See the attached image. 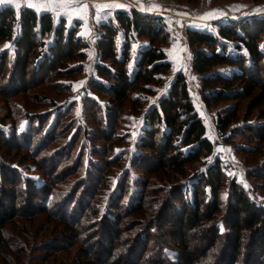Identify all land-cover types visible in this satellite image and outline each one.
<instances>
[{"label":"trees","instance_id":"obj_1","mask_svg":"<svg viewBox=\"0 0 264 264\" xmlns=\"http://www.w3.org/2000/svg\"><path fill=\"white\" fill-rule=\"evenodd\" d=\"M114 19L99 27L95 76L87 84L94 99H83L86 122L95 127L72 123L73 135L65 137L67 126L61 122L71 106L49 121L46 114L23 113L10 102L51 78L70 76L75 68L68 63L84 59L88 45L64 21L56 26L50 13L0 6V47L7 44L0 51V100L7 111L0 120V229L13 218L39 213L62 219L69 223L66 246H83L75 264H264V205L236 180L228 181L217 158L204 171H192L214 148L184 74L176 73L168 92L143 115L136 151L127 160L141 178L130 187L125 169L106 196L99 191L111 166H122V156L113 149L129 143L128 136L118 134L124 105H139L134 92L153 94L151 87L161 85L160 76L171 68L160 47L168 38L161 18L117 11ZM262 22L186 31L192 71L201 79V102L207 109L251 98V114L264 101ZM140 39L146 46L133 56L132 46ZM219 66L234 72L229 77L213 74ZM97 97L106 100V107ZM237 120L233 111L218 116L217 131L226 134ZM22 121L27 122L24 129ZM243 132L246 139L264 142V124L245 126L237 134ZM254 149L244 148L258 156L245 177L264 195V148ZM20 155L17 166L31 163L43 182L39 187L13 165ZM21 253L0 237V264H12Z\"/></svg>","mask_w":264,"mask_h":264},{"label":"rangeland","instance_id":"obj_2","mask_svg":"<svg viewBox=\"0 0 264 264\" xmlns=\"http://www.w3.org/2000/svg\"><path fill=\"white\" fill-rule=\"evenodd\" d=\"M4 5L13 7L16 12L27 7L38 14L50 13L56 26L60 21H64L65 28L75 29V35L82 38L88 45L84 50V59L68 63L69 69L75 68L70 76L61 79L51 78L42 86L31 88L29 91L13 97L10 102L13 107L23 113L46 114L49 121L53 120L55 113L62 112L68 105L71 106L70 115L61 122V126H67L65 137L73 135L72 123L89 126V130H93L95 127L93 123L86 122L83 99L87 96L94 99L88 93L87 84L95 76L94 65L97 49L94 46L101 35L99 27L109 21L115 23L114 14L117 11H126L127 13L134 11L141 15L157 16L163 20L168 38L166 44L160 47L165 53V60L171 63V68L165 76H160L161 85L151 87V90L154 91L153 94L134 92L132 98L139 101V105L136 107L130 103L124 105L118 134L128 136L129 143L126 147L113 149L115 156H122L123 162L122 166H111L105 174V187L99 190L102 195L119 183L125 169L129 172L130 183L132 182L130 187L133 188L135 181L141 178L138 173L129 168L127 160H130L136 151L134 143L140 136L143 115L154 107L159 97L168 92V86L175 77L174 75L181 73L186 77L192 105L205 126L206 137L214 148L212 156L201 159L200 163L193 166L192 171H204L206 166L211 164L214 158H217L223 163V172L227 180H236L257 203L264 205V195L260 191H255L252 181L245 177L247 169L255 164L251 162L252 158L258 156L244 152V148H255L254 151H258V148H264V142L246 139L245 132H243L244 135L237 134V132H242L245 126L257 127L264 124V117H262L264 101L251 114L248 110L251 98H242L236 102H227V104L207 109L201 102V79L192 71V51L187 45L186 36L187 30L210 31L211 29L215 32L218 26L237 24L243 21L262 22L264 20V0H0V6ZM258 26H261V23ZM119 36H123V33L120 32ZM259 44L260 46L264 45V34L261 36ZM6 46L7 44L1 45L0 51ZM145 46V40H138L137 45L132 46L133 56ZM261 49L264 53V48L261 47ZM229 52L233 54L232 47ZM233 70L227 66H219L215 67L212 72L229 77L234 72ZM97 98L100 100L99 105L106 107V100ZM5 108L0 100V120L7 115ZM53 110L54 113L51 116ZM232 111L236 113L237 122L230 125L226 134L219 133L217 117H223ZM245 117L249 119L245 120ZM9 123L10 120H7L5 128L8 129ZM26 125L27 122H21L22 129ZM90 144L92 145V143ZM96 145L99 144L96 143ZM73 153L76 155L75 150ZM21 155L16 159L21 158ZM18 161L21 160H16L13 163L15 168L26 178L33 180L37 187L42 185L43 182L38 178L39 172L30 165L31 163L25 162L17 166ZM223 195L227 194L223 193ZM51 204L50 202L48 205ZM49 215V213L48 215L39 213L31 217H16L13 218V222L5 224L4 228L0 229V237L9 247L13 245V247L22 249L19 260L12 258V264H75L78 261L77 249L83 246L79 243L66 246L67 240L63 239H68L70 236L64 233L65 227L69 223ZM66 235L68 236L64 237ZM51 242H57L58 245L52 243L57 247L54 249L50 247Z\"/></svg>","mask_w":264,"mask_h":264},{"label":"snow or ice","instance_id":"obj_3","mask_svg":"<svg viewBox=\"0 0 264 264\" xmlns=\"http://www.w3.org/2000/svg\"><path fill=\"white\" fill-rule=\"evenodd\" d=\"M261 47L264 48V45H262ZM245 54H246V52H245ZM134 135H135V134H134Z\"/></svg>","mask_w":264,"mask_h":264}]
</instances>
